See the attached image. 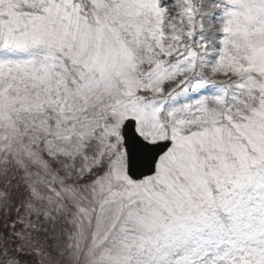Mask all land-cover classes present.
Segmentation results:
<instances>
[{"label": "snow or ice", "instance_id": "1", "mask_svg": "<svg viewBox=\"0 0 264 264\" xmlns=\"http://www.w3.org/2000/svg\"><path fill=\"white\" fill-rule=\"evenodd\" d=\"M0 264H264V0H0Z\"/></svg>", "mask_w": 264, "mask_h": 264}]
</instances>
